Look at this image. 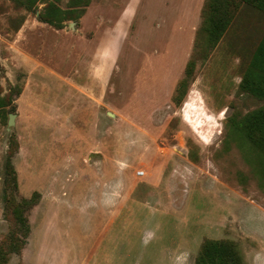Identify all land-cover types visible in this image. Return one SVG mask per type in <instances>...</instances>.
Returning a JSON list of instances; mask_svg holds the SVG:
<instances>
[{"label":"rangeland","instance_id":"obj_1","mask_svg":"<svg viewBox=\"0 0 264 264\" xmlns=\"http://www.w3.org/2000/svg\"><path fill=\"white\" fill-rule=\"evenodd\" d=\"M206 8L0 0V264H264V2Z\"/></svg>","mask_w":264,"mask_h":264},{"label":"trees","instance_id":"obj_2","mask_svg":"<svg viewBox=\"0 0 264 264\" xmlns=\"http://www.w3.org/2000/svg\"><path fill=\"white\" fill-rule=\"evenodd\" d=\"M263 2V0H207V8L203 16L202 24L207 23L211 18L213 21H218L219 18L228 16V21H230V11L232 13L237 11L240 5L251 6L262 10ZM220 26H222L221 23L215 24V29L219 30ZM222 32L220 31V36ZM260 46L261 49L264 47V40ZM261 51H264V49ZM244 83L243 79L240 85ZM195 264H244V262L234 243L229 241L207 240L203 242Z\"/></svg>","mask_w":264,"mask_h":264},{"label":"water","instance_id":"obj_3","mask_svg":"<svg viewBox=\"0 0 264 264\" xmlns=\"http://www.w3.org/2000/svg\"><path fill=\"white\" fill-rule=\"evenodd\" d=\"M13 115H10L9 122L12 123Z\"/></svg>","mask_w":264,"mask_h":264},{"label":"crops","instance_id":"obj_4","mask_svg":"<svg viewBox=\"0 0 264 264\" xmlns=\"http://www.w3.org/2000/svg\"><path fill=\"white\" fill-rule=\"evenodd\" d=\"M126 10H127V8H126Z\"/></svg>","mask_w":264,"mask_h":264}]
</instances>
